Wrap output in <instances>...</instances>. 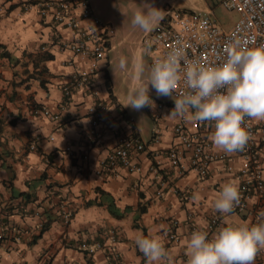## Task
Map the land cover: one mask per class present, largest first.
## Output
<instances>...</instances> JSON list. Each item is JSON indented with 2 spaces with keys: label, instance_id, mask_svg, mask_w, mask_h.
Segmentation results:
<instances>
[{
  "label": "crops",
  "instance_id": "1",
  "mask_svg": "<svg viewBox=\"0 0 264 264\" xmlns=\"http://www.w3.org/2000/svg\"><path fill=\"white\" fill-rule=\"evenodd\" d=\"M39 1L0 0V264H147L133 239L138 233L162 238L170 259L161 264H187L186 244L193 231L206 230L211 237L226 224L264 219V196L251 199L243 212L222 214L214 208L221 186L240 181V151L214 160L205 177L191 172L173 178L167 150L175 140L176 118L164 121L160 143L152 141L153 128L146 136L136 120L134 126L128 122L130 106L123 105L128 99L119 96L110 70L111 53L124 45V34L114 33L109 56L94 74L98 95L80 89L67 97L64 88L75 67L86 65L65 45L79 35L54 22L51 14L43 16ZM70 1L71 14L79 20V0ZM101 101L118 107L107 115L115 127H102L99 133L92 130L88 108ZM37 108H48L57 117L37 115ZM154 112L150 110L152 118ZM119 134L138 135L148 143L144 152L133 155L142 170L100 173V161L116 146ZM261 161L264 167V151ZM162 180L166 196L160 197L156 192ZM66 212L72 214L68 222ZM215 215L216 227L211 225ZM82 242L103 245L89 255ZM261 250L254 264H264Z\"/></svg>",
  "mask_w": 264,
  "mask_h": 264
},
{
  "label": "built area",
  "instance_id": "2",
  "mask_svg": "<svg viewBox=\"0 0 264 264\" xmlns=\"http://www.w3.org/2000/svg\"><path fill=\"white\" fill-rule=\"evenodd\" d=\"M222 4L238 13V19L229 30L222 28L221 24L211 10H175L167 11L160 23L148 31L141 43L146 52L151 56V64L157 57L164 56L174 46H182L188 59L198 60L207 65H217L227 59L226 48L234 39H239L244 46L264 45V0H222ZM40 13L45 16L51 14L54 22L66 24L77 30L79 39L65 44L72 50L75 56L86 62L85 66L75 67L70 82L65 86V94L71 97L80 89L91 90L98 95L99 89L94 81V74L100 64L109 56L114 29L109 24L100 20L93 12L90 0H79L81 8L80 19L76 20L71 14L72 2L70 0H42L39 1ZM53 9V12L51 11ZM83 22H86L83 24ZM74 60L72 59L71 62ZM183 63V62H182ZM173 105L159 103L154 112V128L152 141L160 143L164 134V121L171 117L169 113ZM114 101L94 102L89 106V114L92 116L93 132L101 133L102 127H115V123L107 118L109 109L117 108ZM35 114L52 115L48 108H37ZM54 115V116H53ZM128 122L134 126L135 118L129 116ZM250 138L243 150H240L242 165L237 170L236 178L240 190V202L233 212H243L247 209L249 201L253 198L264 196V167L261 154L264 151V119L245 117L244 121ZM174 142L167 150L170 160L173 178H181L191 172L201 176H207L211 164L216 159H224L227 152L216 151L210 139L214 131V122L191 120L186 121L176 118L174 124ZM148 143L138 135L119 134L116 146L101 159L99 172L110 175L118 174L120 168L131 171H140L142 166L134 161L133 155L144 152ZM160 153L156 152L158 156ZM228 172L233 167H227ZM162 187L157 190L158 196H166V181H161ZM172 193H178L176 186H169ZM72 217L71 212L64 214V220L68 222ZM219 216L211 219V225L217 226ZM211 233H215L213 230ZM3 235L0 234V239ZM112 241L115 235L111 236ZM172 239H178L175 233ZM101 242L90 244L82 242L81 248L92 255L96 249L102 247ZM261 249L257 256L261 255Z\"/></svg>",
  "mask_w": 264,
  "mask_h": 264
},
{
  "label": "clouds",
  "instance_id": "3",
  "mask_svg": "<svg viewBox=\"0 0 264 264\" xmlns=\"http://www.w3.org/2000/svg\"><path fill=\"white\" fill-rule=\"evenodd\" d=\"M160 16L156 6L136 9L131 23L147 32ZM226 53L223 63L207 65L186 58L182 46L172 47L153 61L147 79L143 76L145 66L138 65L140 80L129 89L128 102L123 105L134 110L154 108L156 101L150 94L154 89L157 96L174 99L170 116L214 122L210 139L217 148L227 153L243 150L250 138L245 117L264 119V45L244 46L237 38ZM118 67L127 69L126 57L119 58ZM240 195L236 181L224 183L214 208L230 214L239 204ZM193 199H199V194ZM133 239L147 264L170 259L159 235L138 233ZM262 248L264 219L254 224H226L211 237L206 230H196L186 244L187 264H254Z\"/></svg>",
  "mask_w": 264,
  "mask_h": 264
},
{
  "label": "rangeland",
  "instance_id": "4",
  "mask_svg": "<svg viewBox=\"0 0 264 264\" xmlns=\"http://www.w3.org/2000/svg\"><path fill=\"white\" fill-rule=\"evenodd\" d=\"M94 5L97 17L103 22L113 27L114 33L125 35L126 42L124 47L121 46L111 53V73L115 77L117 83V91L123 101L128 99V91L139 82L140 77L137 75V67L141 63L145 66L144 78L147 79L151 67V56L143 48V53L137 49L139 40L143 39L144 31L139 26H134L131 21L133 13L136 9H146L156 6L161 10V16L155 21L153 27H156L161 19L166 16L170 9L175 10H195L206 11L211 10L222 28L225 30L231 29L238 19V13L233 9H228L222 4V0H90ZM114 35V34H113ZM139 37V40H138ZM123 47V48H122ZM134 49L136 51L134 52ZM125 55L127 58V69L121 70L118 67L119 58ZM138 60L135 62V59ZM115 72H114V70ZM150 94L156 101V106L145 107L141 110H134L130 107V113L135 120L142 126L143 133L146 136L150 135V131L154 128V118L150 115V110L155 111L159 103L164 105H173L174 99L167 96H157L155 90L152 89Z\"/></svg>",
  "mask_w": 264,
  "mask_h": 264
},
{
  "label": "trees",
  "instance_id": "5",
  "mask_svg": "<svg viewBox=\"0 0 264 264\" xmlns=\"http://www.w3.org/2000/svg\"><path fill=\"white\" fill-rule=\"evenodd\" d=\"M109 85H110V83H109ZM46 227H47V224L44 225V228H46ZM44 228H43V229H44Z\"/></svg>",
  "mask_w": 264,
  "mask_h": 264
}]
</instances>
